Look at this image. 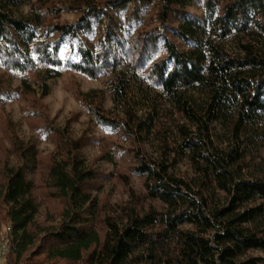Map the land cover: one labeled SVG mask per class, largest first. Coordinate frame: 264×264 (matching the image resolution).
I'll list each match as a JSON object with an SVG mask.
<instances>
[{
    "label": "trees",
    "instance_id": "trees-1",
    "mask_svg": "<svg viewBox=\"0 0 264 264\" xmlns=\"http://www.w3.org/2000/svg\"><path fill=\"white\" fill-rule=\"evenodd\" d=\"M65 71L100 79L77 98L122 145L102 172L80 138L41 125L57 149L37 183L36 144L14 137L4 264H264V0H0V105ZM41 184L63 203L50 225Z\"/></svg>",
    "mask_w": 264,
    "mask_h": 264
},
{
    "label": "rangeland",
    "instance_id": "rangeland-1",
    "mask_svg": "<svg viewBox=\"0 0 264 264\" xmlns=\"http://www.w3.org/2000/svg\"><path fill=\"white\" fill-rule=\"evenodd\" d=\"M53 5L51 8L54 7ZM75 17V13L59 10L58 18L61 21H71ZM101 86L100 79L92 80L80 73L65 71L60 77L50 82V91L47 95L42 97L40 92L35 96L21 94L10 102L8 100L3 102L0 105V167L14 155L13 139L18 135L21 141H32L37 146L40 166L36 177L37 183H40V177L45 173L43 171L45 165L57 149L53 137L44 139L38 134V128L48 123L59 129H67L73 138L82 140L84 145L82 154L90 166L102 172L111 171L114 165L102 160L100 155L109 146H114L115 149L121 147V141L91 124L77 98L78 91ZM115 161L118 170L127 171L128 157L117 154ZM134 183L138 185L137 179ZM121 189V184L114 180L105 185L103 194H111V199L114 200ZM36 192H45L40 194L41 209L37 222L40 225L58 222L62 201L49 194L50 192L48 193L42 184ZM6 227L5 223L1 225L0 237L6 235ZM0 264H4L3 257L0 258Z\"/></svg>",
    "mask_w": 264,
    "mask_h": 264
},
{
    "label": "built area",
    "instance_id": "built-area-1",
    "mask_svg": "<svg viewBox=\"0 0 264 264\" xmlns=\"http://www.w3.org/2000/svg\"><path fill=\"white\" fill-rule=\"evenodd\" d=\"M9 232H10V226L7 225L6 235H3L0 237V258L3 257L6 254V252L8 251L9 242L11 239V238L10 239L8 238Z\"/></svg>",
    "mask_w": 264,
    "mask_h": 264
}]
</instances>
